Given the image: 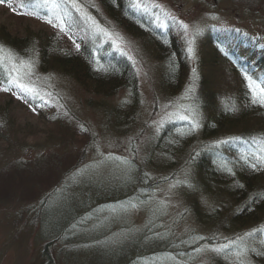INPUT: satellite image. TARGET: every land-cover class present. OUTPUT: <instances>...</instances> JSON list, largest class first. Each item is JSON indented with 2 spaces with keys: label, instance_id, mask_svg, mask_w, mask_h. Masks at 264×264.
<instances>
[{
  "label": "rangeland",
  "instance_id": "obj_1",
  "mask_svg": "<svg viewBox=\"0 0 264 264\" xmlns=\"http://www.w3.org/2000/svg\"><path fill=\"white\" fill-rule=\"evenodd\" d=\"M126 1L162 30L177 36L189 64L182 91L173 94L164 84L165 62L155 53L153 40L112 19L99 0L77 3L111 36L93 26L72 0H57L65 14L64 31L41 18L49 7H40L39 15L33 16L20 14V0L0 3V27L21 35L38 31L64 38V33L75 47L77 41L95 48L106 44L109 50L129 58L138 83L135 97L127 89L98 95L60 72H44L37 47L30 48L24 60H34L33 79L39 78L36 83L41 91L34 97L15 87L0 90V175L35 172L49 159H61L65 167L76 157L84 168L63 175V182L51 191L42 212L37 195L0 197V264H135V241L141 235L149 244L150 234L146 237L141 231L154 219L171 234L174 248L180 247L178 240L192 233L193 243L195 238L210 236L213 241L197 245L192 253L156 254L139 264H239L236 252L242 247L247 248L246 264H261L250 252L264 248V239L252 237L249 231L239 237L240 233L222 230L233 206L229 211L214 206L200 188L188 155H167L161 134L167 125L183 120L198 124L195 129L199 133L208 113L193 94L202 79L204 86L207 83L222 99L237 91L240 81L225 53L234 50L254 63L245 45L246 41L256 42L264 49V0ZM181 22L188 25L187 34ZM225 39L230 40L226 45L221 43ZM190 40L192 53L188 51ZM257 72L261 76V71ZM5 81L0 78V88L7 87ZM121 103L130 106L118 115L109 112ZM129 160L148 170V176L156 180L153 188L146 191L145 200L127 197L100 205L109 191L115 196L120 194L116 188L121 192L130 188L134 178ZM194 201L200 206H193ZM82 203H87L90 211L86 212ZM216 208L226 217L224 224H207L196 215L197 210L206 216ZM225 244L227 249L236 250L211 251ZM198 248L202 249L199 253Z\"/></svg>",
  "mask_w": 264,
  "mask_h": 264
},
{
  "label": "trees",
  "instance_id": "obj_2",
  "mask_svg": "<svg viewBox=\"0 0 264 264\" xmlns=\"http://www.w3.org/2000/svg\"><path fill=\"white\" fill-rule=\"evenodd\" d=\"M99 1L107 14L130 32L140 36L146 35L153 40L155 53L165 62L164 84L173 94L182 91L186 84L189 64L177 36L170 30H162L126 0ZM238 1L251 3V0ZM38 10L39 8L36 9ZM63 36L64 38L58 33L49 32L42 35L38 31H28L21 35L20 31L12 33L8 28L0 27V43L17 57L27 58L30 48L37 47L39 65L44 72H60L98 95L107 96L113 94L115 90L127 89L131 96H137V76L126 55L118 54L112 48L109 50L106 44L95 48L92 44L77 41L80 45L77 49L73 43H70L72 38L64 33ZM229 42L230 40L225 39L221 43L226 45ZM237 42L245 44L243 40L238 39ZM246 42L248 45L245 47L249 50L254 63L246 61L234 50L225 53V58L231 62L233 71L240 81L237 91L230 97L222 99L207 83L204 86L202 79L193 94L200 107L208 113L199 133L196 129L193 130L191 121L183 120L166 126L161 134L162 139L166 141H162L161 144H164L162 149L167 155H188V161L198 173L200 188L212 199L214 206H224L225 211H229L228 208L233 206L222 230L225 229L226 233L230 234L240 233L239 237L249 231L252 237L264 239V165L258 158L264 154V105L252 103L248 81L245 79V73L257 82L264 79V49L256 42ZM257 70L261 71V76ZM7 72L6 66H0V78H6ZM128 105L121 103L110 108L109 112L114 111L118 115L122 110L129 108ZM198 137L199 141H197ZM80 162L81 160L75 157L64 167L61 159L53 161L49 159L37 166L35 172L16 171L10 174V177L1 174L0 197L19 199L20 196L37 195L36 197L41 198L39 205L42 212L43 207L48 203L51 191L57 189L63 182V175L73 174L84 168L83 165H79ZM127 164L131 166L134 178L130 188L124 192L116 188V192L120 194L115 196L109 191L103 195L104 199L100 205H109L127 197L145 200L146 191L153 188L156 180L148 176V170L143 165L133 160H129ZM253 164L257 167L253 168ZM18 175L24 178L18 179ZM97 198L95 201H98ZM86 204L82 203L87 212L90 211V206ZM193 206H200L199 202L194 201ZM219 211V208H216L214 212L203 216L197 210L196 215L207 224L223 223L226 217L221 216L222 213ZM203 217L206 219L203 220ZM159 223L154 219L151 224L147 223L144 231H141L146 237L150 234L148 245L145 244L144 236L137 237L133 260L135 264L161 253H169L173 256L187 251L192 253L197 245L213 241L211 240L213 237L210 236L203 239L195 238L196 241L193 243L192 233L178 240L180 247L174 248L175 242L171 234L164 227L159 226ZM55 235L57 239L60 238L59 234ZM217 235L219 237V234H216V237ZM238 240L242 241V239ZM234 248L227 251L236 250ZM250 253L264 264V248L252 250ZM126 256L127 254L123 255Z\"/></svg>",
  "mask_w": 264,
  "mask_h": 264
},
{
  "label": "snow or ice",
  "instance_id": "obj_3",
  "mask_svg": "<svg viewBox=\"0 0 264 264\" xmlns=\"http://www.w3.org/2000/svg\"><path fill=\"white\" fill-rule=\"evenodd\" d=\"M7 2L8 0H0V3ZM72 3L78 11H83L85 18L87 20H90L93 26H95L99 31L108 36L112 35L111 32L102 28L97 23L95 17L90 16L86 11H84V6L78 4L77 0H72ZM19 7L22 10L20 14L33 16L39 15L36 9L40 7H49V11L46 16L41 18H45L47 20V23L53 24L54 27H58L61 31H64L67 26L65 21V14L61 13L60 4L57 3V0H20ZM93 7H95V5H93ZM13 11H16V9L13 8ZM181 26L185 29V33L187 34L188 25L181 22ZM196 31H199V29L197 28ZM113 43H115V41H113ZM191 45L192 41L190 40L188 48L189 53L193 52V48ZM76 47L77 49H79L80 45L77 44ZM0 66H6L8 68L5 81L7 87H2L0 88V90L11 91V89L15 87L19 89L21 93H26L34 97L40 95L41 88L36 83V80H38L39 78L37 77L36 80L33 79L34 60L32 58L28 60L19 58L14 55L10 49L6 50L5 45L0 43ZM245 79L248 81V88L251 92L252 103H260L264 105V86H262L264 85V79H262L260 82H257V80H254L251 76L247 75V73H245ZM197 127H199V125L194 124L193 130H195V128ZM258 158L260 159V163L264 165V154L260 155ZM252 167L256 168L257 165L253 164ZM229 172H231V169H229ZM201 239L203 238L201 237ZM227 248L228 245L225 244L221 245L220 247L212 248L211 251L221 253L224 252ZM201 251L202 249H196V252L198 253ZM253 251H255V249H253ZM246 253V247H242L237 250L236 256L239 264H246V260L244 259V257H246Z\"/></svg>",
  "mask_w": 264,
  "mask_h": 264
},
{
  "label": "bare ground",
  "instance_id": "obj_4",
  "mask_svg": "<svg viewBox=\"0 0 264 264\" xmlns=\"http://www.w3.org/2000/svg\"><path fill=\"white\" fill-rule=\"evenodd\" d=\"M79 170H80V169H79ZM79 170H78V171H79Z\"/></svg>",
  "mask_w": 264,
  "mask_h": 264
}]
</instances>
